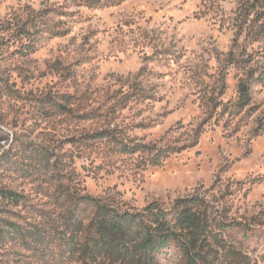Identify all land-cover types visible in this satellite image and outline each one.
I'll list each match as a JSON object with an SVG mask.
<instances>
[{
    "label": "rangeland",
    "instance_id": "1",
    "mask_svg": "<svg viewBox=\"0 0 264 264\" xmlns=\"http://www.w3.org/2000/svg\"><path fill=\"white\" fill-rule=\"evenodd\" d=\"M45 9L71 14L33 50L0 31V191L19 201L0 195V227L59 226L68 187L129 211L199 195L264 230V86L229 110L248 57L264 66V1L0 0V25ZM134 144L181 150L151 166ZM8 235L0 264H74Z\"/></svg>",
    "mask_w": 264,
    "mask_h": 264
},
{
    "label": "trees",
    "instance_id": "2",
    "mask_svg": "<svg viewBox=\"0 0 264 264\" xmlns=\"http://www.w3.org/2000/svg\"><path fill=\"white\" fill-rule=\"evenodd\" d=\"M67 1L84 6L87 0ZM70 14L62 9L31 11L1 24L0 31L16 34L11 37L33 50L44 39L61 36V21L55 18ZM258 56L264 59V49ZM250 62L248 57L242 67L237 97L229 103L231 112L252 111L251 86H264L263 64L247 65ZM260 130L258 125L255 133ZM192 138L197 144L198 135ZM123 148L127 154L143 155L151 166L162 165L181 150L174 145L156 144ZM57 175L56 181L60 182ZM0 195L3 201L19 204L15 193L0 191ZM59 197L65 205L59 226L36 227L27 232L7 222L0 227V242L9 234L8 238L21 240L26 250L32 242L46 243L56 249L57 260L74 264H253L258 247L264 243V230L258 224L229 219L219 203L199 195L177 198L167 205L152 201L135 211L116 207L108 199L79 195L68 187Z\"/></svg>",
    "mask_w": 264,
    "mask_h": 264
}]
</instances>
